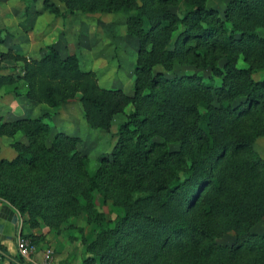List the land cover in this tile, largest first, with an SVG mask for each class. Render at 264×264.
<instances>
[{
  "label": "trees",
  "instance_id": "trees-1",
  "mask_svg": "<svg viewBox=\"0 0 264 264\" xmlns=\"http://www.w3.org/2000/svg\"><path fill=\"white\" fill-rule=\"evenodd\" d=\"M57 1L63 11L43 0L55 17H125L138 41L132 95L100 87L53 45L36 60L2 55L21 73L0 75V90L55 109L78 101L92 130L108 132L125 115L94 172L78 138L57 133L45 144L48 115L0 124V136L27 139L0 159V200L22 229L85 215L98 233L81 264H264V231H251L264 220V160L254 148L264 137V76L254 77L264 71V0H229L222 13L208 0ZM175 65L209 75L168 77ZM95 196L118 212L112 220ZM227 234L233 242L218 243ZM6 261L25 264L0 244Z\"/></svg>",
  "mask_w": 264,
  "mask_h": 264
},
{
  "label": "rangeland",
  "instance_id": "rangeland-1",
  "mask_svg": "<svg viewBox=\"0 0 264 264\" xmlns=\"http://www.w3.org/2000/svg\"><path fill=\"white\" fill-rule=\"evenodd\" d=\"M51 1L61 11L64 10L60 2ZM227 1L229 0H208L207 6L222 13ZM180 7L182 6L172 10L176 12ZM125 21L122 14L84 15L76 12L67 18L55 17L44 8L43 0H0V75L21 73L20 64L2 58V55L14 54L27 60H36L42 56L44 47L53 45L62 54L75 55L80 69L94 72L100 87L121 90L130 96L138 41L127 33ZM190 71L209 75L201 69L175 65L173 74L167 76H179ZM263 76L264 71L254 74L255 79ZM11 88L0 90V124L48 115L45 122L51 130L45 144L50 146L57 133L78 138L77 150L88 159L91 172L98 168L100 158L111 152L116 142L117 127L125 120L124 114L113 117L108 132L92 130L86 125L78 101L56 109L49 108L26 100L22 95L16 97ZM130 110L131 107L128 106L125 113ZM13 143L27 144V139L19 132L11 137L0 136V159L14 158ZM254 148L264 160V139L256 142ZM95 204L99 211L105 213L107 220H112L118 214L109 202L104 203L98 196H95ZM251 231L262 233L264 220L256 224ZM97 233L98 229L87 223L85 215L71 218L61 223L57 229L40 224L35 229L24 227L21 230L24 236L32 235L38 240L35 244L27 237L36 246V254L40 252L43 255L47 250L52 252L53 264H81L88 256L86 244L90 243ZM232 242V234L218 240L220 244L228 245ZM34 256L31 257L32 260ZM22 260L25 264H31L28 259ZM40 262L35 261L36 264Z\"/></svg>",
  "mask_w": 264,
  "mask_h": 264
},
{
  "label": "crops",
  "instance_id": "crops-1",
  "mask_svg": "<svg viewBox=\"0 0 264 264\" xmlns=\"http://www.w3.org/2000/svg\"><path fill=\"white\" fill-rule=\"evenodd\" d=\"M260 139L264 138L260 137L256 142ZM21 230V218L17 211L0 200V244L6 248L7 253L12 257L18 256L16 242L17 238L21 236ZM41 258L42 254L39 252L34 256L33 261L38 263ZM5 264L10 263L6 261Z\"/></svg>",
  "mask_w": 264,
  "mask_h": 264
},
{
  "label": "built area",
  "instance_id": "built-area-1",
  "mask_svg": "<svg viewBox=\"0 0 264 264\" xmlns=\"http://www.w3.org/2000/svg\"><path fill=\"white\" fill-rule=\"evenodd\" d=\"M16 248L18 255L24 259H28L31 264H36L31 257L36 254V246L27 238L19 236L16 242ZM39 264H53L52 263V252L47 250L43 252L42 260Z\"/></svg>",
  "mask_w": 264,
  "mask_h": 264
}]
</instances>
